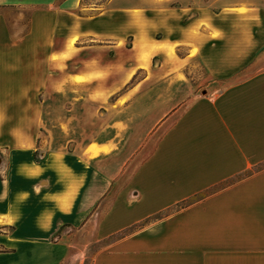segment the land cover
I'll list each match as a JSON object with an SVG mask.
<instances>
[{"label":"crops","instance_id":"crops-1","mask_svg":"<svg viewBox=\"0 0 264 264\" xmlns=\"http://www.w3.org/2000/svg\"><path fill=\"white\" fill-rule=\"evenodd\" d=\"M82 1L0 0V264H264V0Z\"/></svg>","mask_w":264,"mask_h":264},{"label":"rangeland","instance_id":"rangeland-1","mask_svg":"<svg viewBox=\"0 0 264 264\" xmlns=\"http://www.w3.org/2000/svg\"><path fill=\"white\" fill-rule=\"evenodd\" d=\"M85 3L88 5H91V7H93V9H101L105 7V0H85ZM174 6L177 5V3H173ZM203 70L201 68L200 65L198 64H194L191 68V75L196 79L199 80L202 76ZM74 242L76 244L79 243V237L78 236H74ZM109 240L108 241H104L103 243L99 244V245H95V247L97 246H104L106 244H109ZM88 256H92V253H89ZM91 259L89 258L88 260V264L90 263Z\"/></svg>","mask_w":264,"mask_h":264},{"label":"trees","instance_id":"trees-1","mask_svg":"<svg viewBox=\"0 0 264 264\" xmlns=\"http://www.w3.org/2000/svg\"><path fill=\"white\" fill-rule=\"evenodd\" d=\"M108 0H105V2ZM82 5H86L85 0L82 1ZM36 160H38V158L36 157Z\"/></svg>","mask_w":264,"mask_h":264}]
</instances>
